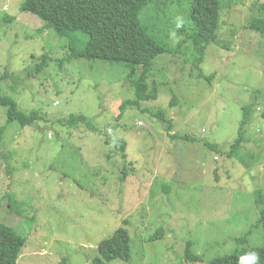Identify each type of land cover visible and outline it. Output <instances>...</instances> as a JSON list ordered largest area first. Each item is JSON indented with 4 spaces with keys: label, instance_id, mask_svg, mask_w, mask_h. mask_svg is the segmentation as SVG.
<instances>
[{
    "label": "rangeland",
    "instance_id": "1",
    "mask_svg": "<svg viewBox=\"0 0 264 264\" xmlns=\"http://www.w3.org/2000/svg\"><path fill=\"white\" fill-rule=\"evenodd\" d=\"M21 1L0 0V76L7 72L0 91L46 119L25 127L13 121L0 137V194L12 197L0 205V222L26 238L16 264H92L98 243L120 226L129 232L131 258L103 264H206L264 244L254 200L264 189V35L247 28L264 0H222L203 76L192 66L190 42L164 52L147 78L158 96L139 107L120 105L134 99L127 79L140 67L69 59L68 43L48 27L38 30L44 21L20 10ZM174 3L171 10L189 11L188 1ZM161 21L141 15L148 32L173 49L184 35L168 36ZM246 105L252 118L232 148ZM159 109L165 121L153 114ZM6 110L0 105V126ZM74 113L93 129L58 122ZM118 140L126 142L124 156ZM159 229L162 236L150 239ZM187 253L207 259L189 262Z\"/></svg>",
    "mask_w": 264,
    "mask_h": 264
},
{
    "label": "trees",
    "instance_id": "2",
    "mask_svg": "<svg viewBox=\"0 0 264 264\" xmlns=\"http://www.w3.org/2000/svg\"><path fill=\"white\" fill-rule=\"evenodd\" d=\"M189 2V11L183 12L171 10L175 5L174 0H22L20 10H26L37 15L44 21L43 26L37 28L44 30L50 28L62 42H67L70 49L69 59L86 58L103 62L119 63L125 67H140L137 76H128V83L134 88V99L125 100L120 106L132 104L137 107L141 102L155 100L158 96L156 85L148 83L151 65L153 60L164 52H177L184 43L190 42L194 53L193 67L198 68V77H202L200 65L204 59L206 48L210 43H217V30L220 23L222 0H185ZM178 0L179 4L185 2ZM152 10L150 9V6ZM181 5V4H180ZM187 5V4H186ZM185 5V6H186ZM184 6V7H185ZM149 7V8H148ZM168 9L169 12L162 10ZM256 14L247 22V28L251 31L264 35V2L258 7L255 6ZM144 11V12H143ZM176 13L183 18V26L176 27L177 18H172ZM141 15L144 20L161 21L166 26L168 36L184 35L176 42L175 48L171 49L165 44L159 43L149 32L147 24L141 22ZM175 19V21H173ZM81 34V36L78 35ZM41 60L35 65L37 69L45 64L46 54L41 55ZM7 72L0 76L4 78ZM138 73V72H137ZM136 75V74H130ZM214 74L209 75L212 78ZM0 105L7 108L6 123L0 126V137L5 126L13 121L21 127L32 125L38 120L46 119L38 110L29 113L19 109L18 103L12 97L1 93ZM253 105L243 106L242 125L239 136L232 144V148L240 147L243 139V128L252 118ZM160 120L165 121V111L159 109L153 113ZM63 126L77 127L84 124L86 128L93 129V124L84 114H70L65 119L58 120ZM126 142L117 141V149H120L124 156ZM209 147L215 148L212 143ZM231 153V151H230ZM229 155V154H228ZM30 197V196H29ZM255 204L258 209V222L264 225V189L256 190L254 193ZM12 201V197L6 193L0 194V205ZM6 206V205H5ZM1 208V206H0ZM13 208L9 206V211ZM126 222V220H124ZM249 228L246 234L235 238L237 243L246 242V236L252 231ZM162 236L159 229L151 238ZM130 235L124 226L114 230L111 236L103 239L97 245V255L93 258L92 264H103L116 259L128 262L131 258ZM26 238L18 234L11 226L0 222V264H16L22 254ZM249 252L258 253L259 259L250 264H264V244L258 246H244L226 254L215 255L208 259L206 264H240V258ZM187 261H204L197 254H184ZM65 262V260H64ZM63 264V260L59 262Z\"/></svg>",
    "mask_w": 264,
    "mask_h": 264
},
{
    "label": "clouds",
    "instance_id": "3",
    "mask_svg": "<svg viewBox=\"0 0 264 264\" xmlns=\"http://www.w3.org/2000/svg\"><path fill=\"white\" fill-rule=\"evenodd\" d=\"M183 26V19L177 18L176 27L180 28ZM175 33H171V35H174ZM259 259L258 253L256 252H249L244 257L240 258V264H250L252 261H256Z\"/></svg>",
    "mask_w": 264,
    "mask_h": 264
}]
</instances>
